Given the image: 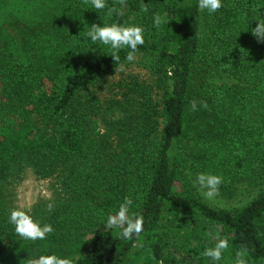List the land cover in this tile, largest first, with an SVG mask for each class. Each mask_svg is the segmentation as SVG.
<instances>
[{"label": "trees", "instance_id": "obj_1", "mask_svg": "<svg viewBox=\"0 0 264 264\" xmlns=\"http://www.w3.org/2000/svg\"><path fill=\"white\" fill-rule=\"evenodd\" d=\"M197 4L126 0L124 15L109 17L82 0H0V181L26 161L69 196L58 216L33 217L54 231L31 241L9 223L0 190V264L53 254L73 264L142 256L147 264H214L202 253L216 237L230 247L215 264L241 250L247 264H264V42L251 33L264 0H222L211 15ZM157 14L167 21L159 29ZM111 23L144 29L138 62L126 60L125 48L117 63L110 46L87 37L92 24ZM117 70L122 77L108 84ZM224 75L237 83H213ZM197 114L206 116L203 128ZM198 173L222 176L218 196L226 199L240 184L259 192L242 207L215 209L194 186ZM125 196L144 218L142 248L102 224ZM173 235L181 253L170 252Z\"/></svg>", "mask_w": 264, "mask_h": 264}, {"label": "clouds", "instance_id": "obj_2", "mask_svg": "<svg viewBox=\"0 0 264 264\" xmlns=\"http://www.w3.org/2000/svg\"><path fill=\"white\" fill-rule=\"evenodd\" d=\"M82 3L85 6L91 5L98 12L107 9L106 14L109 17L113 14L123 16V9L126 7V0H115V4L120 5V8H117L115 5L109 7L106 0H82ZM197 6L201 12L207 11L211 15L219 11L223 7V4L222 0H198ZM148 10L147 4L140 5L141 12L146 13ZM256 21V27L251 29V33L258 42H264V20ZM166 22L160 15L154 16V27L157 29L160 28L161 24ZM86 35L93 43L99 41L105 46H110L111 52L109 56L117 63L121 60L119 53L122 49H128L126 60L132 62L135 59L138 46H142L145 43L144 29L138 25L111 23L97 26L96 24H92ZM202 106L207 108L206 103H203ZM190 107L192 111H196V101H190ZM240 154L242 155V153ZM223 182L222 176L198 173L194 186H198L205 198L213 200L219 195V187ZM132 205V198L125 196L119 204L118 210L114 214L108 215L106 222L102 224L106 226L107 230H118L117 235L119 238L133 241L132 247L142 248L143 241L140 237L144 230V218L135 212H131ZM46 210L48 212L53 211V204L48 203ZM9 223L14 225L15 232L20 237L31 241L45 240L54 231L50 224H39L32 219L27 211L20 208L13 209L10 212ZM229 247L230 244L227 238L216 237L215 245L206 248L202 255L210 258L215 264V262L223 259V254L229 250ZM246 256V250L237 251L234 264H247ZM29 264H73V262L70 258H62L53 254L41 255L38 259L30 260ZM160 264H163V261Z\"/></svg>", "mask_w": 264, "mask_h": 264}, {"label": "rangeland", "instance_id": "obj_3", "mask_svg": "<svg viewBox=\"0 0 264 264\" xmlns=\"http://www.w3.org/2000/svg\"><path fill=\"white\" fill-rule=\"evenodd\" d=\"M202 28L203 23H201V30ZM138 61L139 59H135V63ZM122 69L125 73L129 72L126 66H123ZM135 70V72H137L138 69L136 68ZM123 71L117 70L112 74L107 80L108 84L118 81L122 77ZM198 83L199 81L194 78L195 88ZM213 83H217L218 85H234L237 81L224 75L214 79ZM197 115L201 118L199 121V128H203L205 126L206 116L204 114ZM40 168L41 166H39L38 171H40ZM38 171L33 163L31 164L26 161H21L10 166L7 175L3 176L0 181L2 197L1 207L3 209L10 212L17 208L23 209L27 211L32 219L38 216L36 214L58 216V214L63 211L62 209L67 205L69 196L67 192L64 191L59 179L55 176L43 178L42 175L38 174ZM198 191L202 200L210 207L220 210H230L242 207L250 202L259 192V188L253 185L240 184L234 190L231 198L226 199L217 196L213 200L205 198L199 189ZM48 203L53 204V211L51 212L46 210ZM182 243L184 242L180 241L178 236H171V239H169L170 252H172V254L181 253L183 247ZM145 259L146 257L144 256L136 258L133 264H147ZM228 264H234V261Z\"/></svg>", "mask_w": 264, "mask_h": 264}]
</instances>
